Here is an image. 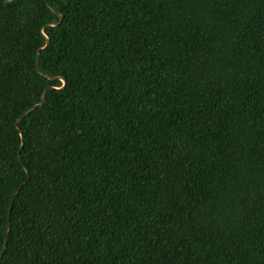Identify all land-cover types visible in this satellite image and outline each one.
I'll use <instances>...</instances> for the list:
<instances>
[{"label":"trees","instance_id":"1","mask_svg":"<svg viewBox=\"0 0 264 264\" xmlns=\"http://www.w3.org/2000/svg\"><path fill=\"white\" fill-rule=\"evenodd\" d=\"M11 202L0 264H264V0H0Z\"/></svg>","mask_w":264,"mask_h":264},{"label":"water","instance_id":"2","mask_svg":"<svg viewBox=\"0 0 264 264\" xmlns=\"http://www.w3.org/2000/svg\"><path fill=\"white\" fill-rule=\"evenodd\" d=\"M60 20H62V16L61 15H58ZM59 24H47V26L49 27H56L58 26ZM41 34L43 35V37L45 38L46 40V44L44 46V48H42L41 50L45 49L48 45H49V38L47 37V35H45V33L43 32V28L41 29ZM39 50V52L41 51ZM38 52V53H39ZM36 67L37 69L39 70V64H38V58L36 60ZM52 79H55V78H52ZM59 79H61L63 81V87L66 85V80L62 77H60ZM44 102V96L42 95L41 97V100L39 102V104H35L33 106H31L30 108H28L16 121V126H18V124L23 120V118L29 114L31 111H33L34 109L37 108V106H41ZM21 137H22V143H21V149L23 148V145H24V136H23V133L21 132ZM21 186L19 188H17V190L15 191L14 195H13V200H14V197L16 196V194L19 192ZM12 200V202H13ZM12 202H11V205L9 207V211H8V220H7V228H6V238H5V243H4V247H3V250H2V253L0 254V261L2 259V256H3V253L5 252L6 250V246H7V243H8V239H9V228H10V213H11V210H12Z\"/></svg>","mask_w":264,"mask_h":264}]
</instances>
